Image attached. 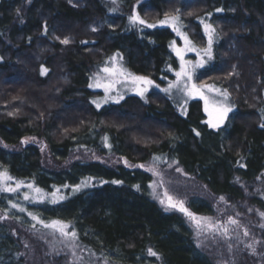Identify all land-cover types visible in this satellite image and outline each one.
<instances>
[{"label":"trees","instance_id":"16d2710c","mask_svg":"<svg viewBox=\"0 0 264 264\" xmlns=\"http://www.w3.org/2000/svg\"><path fill=\"white\" fill-rule=\"evenodd\" d=\"M171 1L179 0H0V172L12 178L0 187L40 189V203L30 207L34 227L68 225L75 245L105 264H214L186 218L155 199L147 165L174 164L185 174L196 215L215 214L197 192L264 213V0H182L183 10L169 13ZM135 9L146 23L131 22ZM166 16L178 17L190 36L193 30L201 49L211 25L214 55L195 79L228 93L232 108L222 127L206 123L200 99L183 110L162 89L95 106L102 92L89 87L90 76L109 57L160 86L174 78L175 35L148 26ZM44 151L56 163L91 151L132 166L75 160L48 168ZM17 198L0 191V202L16 205ZM8 220L32 228L0 206V264H26L12 231L18 226Z\"/></svg>","mask_w":264,"mask_h":264},{"label":"rangeland","instance_id":"374dc122","mask_svg":"<svg viewBox=\"0 0 264 264\" xmlns=\"http://www.w3.org/2000/svg\"><path fill=\"white\" fill-rule=\"evenodd\" d=\"M181 2L183 1H171L167 5L166 10L169 13L180 11V8H182L181 6H179L181 5ZM194 6L195 5H191V3L184 4V8H187L191 11L197 9V7ZM134 15L139 16L136 9L133 16ZM154 16L156 17L155 14ZM154 16L152 15L151 17L154 18ZM140 19L142 20L141 17ZM163 20H165V18L160 21ZM160 21L152 23L150 25H155V27H168L173 31L175 35V39L173 40L174 43H172L170 47L172 54L175 56L178 62L177 69H175L173 72L174 78L170 80L167 85L160 86L148 77H144L148 80H151L152 84L137 85L131 81L130 76H142L132 74L125 67V65L121 63L118 55L109 57L107 59V62H105L106 64L99 67L96 72L90 76L89 85H93V87L90 88L102 92V95L95 99V106L97 107V104H99V107L97 108H100L109 104H117L122 101L127 95H137L145 98L147 93L152 89H162L163 91L164 89H169V91H167L166 93H168V95L176 103H178L179 108H182L184 110L187 106L186 104L189 101L200 98L199 96L189 97L188 95H186L183 91L184 80L178 82L176 73L181 71V60L173 49L174 47L179 49L190 47L195 50L184 51V61H191L192 65H195L201 59L203 60V66L195 67L192 69V80L190 83L195 84L197 87L203 86L202 91L204 95L208 96L211 99H215L216 101L226 103L232 108V104L228 98V93L225 90L220 89L214 84L204 83V81L198 82L195 79V75L197 74V72L208 66L209 61L211 60L208 58V56L204 55V51L209 47V39L206 48L201 49L197 44L193 42L191 38V36L193 35V30H191L190 36L186 32H183L181 27L179 26L180 32L183 33V35L186 36L187 40L190 42L188 45H186L185 40L182 36L177 35V33L170 25L161 24ZM213 44L214 42L211 43V58H213L214 55ZM106 67L123 71L124 75H119V72H117L115 75H109V73L103 71V69ZM224 74L228 73L223 72V75ZM97 80H99L101 84H112V87L107 94L105 93L104 87L95 86ZM170 84H176V87L169 88ZM137 87H146L147 90L143 92V95H140L137 92ZM209 88H211L212 91H209ZM225 92L227 93L226 101L223 95V93ZM106 95L108 98L105 102ZM200 100L203 102L205 110L204 100ZM229 113L230 112L227 113V117ZM206 116L208 121L209 116L207 113ZM227 117L224 122L219 125V127H222L226 123ZM28 142H30L29 139H24L23 145ZM42 160L44 165L48 168L65 167L75 160H92L100 161L110 165L121 164L125 166H132L126 160L117 156L100 155L91 151H75L70 155L67 161L62 163H56L50 157V155L46 151H44ZM146 169H148L154 177L152 191L155 199L164 209L178 211L186 218L187 222L193 229L196 245L211 257L214 264H264V217H262V215H254L249 212L247 208H245V206L242 205L236 210L232 206V204L228 203L224 198L209 197L204 192L197 193L198 195H202L203 193V196L205 198H209L210 202L214 205L215 214L212 216L196 215L189 210V207L187 205V200L189 199V197L194 192H196L194 190L195 187H193V184L190 181L186 180L187 177L180 169L176 168L174 164H169L166 167L147 165ZM14 193L18 197V201L16 202L15 207H13L12 204H7L5 201L0 202V206L7 214H12L16 219L20 221L29 222V226L32 227L30 229L28 228L27 230L17 225L14 221L8 220L7 223L10 228L15 227L13 225L18 226L12 228V231L17 235L21 243V255L26 264H105V262H102L97 258L92 259V255L86 253V251H84L81 247L75 245L74 241V246L69 245L68 238L62 237L60 233L58 231H55L53 228L45 226V228H35V222L33 221V223L29 219L33 216V214H31L32 209H30V207L40 203L41 196L33 192L29 188L23 186H19L17 190L14 191ZM25 196H27L28 199H25ZM169 196L172 197L174 202H182L184 208H186L188 212L192 213L193 216L197 217L198 220H201L202 224L198 226L195 221H193L184 212H181L178 208H170L167 201V197ZM161 201H164V203H161ZM21 208L24 209V211H20ZM230 219L237 221V223H229ZM203 221L209 222L211 225H213V227L208 228L204 226ZM225 228H227L228 230L227 236L224 235ZM245 231L248 232L247 236L244 235ZM248 245H252V247H248Z\"/></svg>","mask_w":264,"mask_h":264},{"label":"snow or ice","instance_id":"6c2138e0","mask_svg":"<svg viewBox=\"0 0 264 264\" xmlns=\"http://www.w3.org/2000/svg\"><path fill=\"white\" fill-rule=\"evenodd\" d=\"M113 2H115V0H113ZM130 20L132 23H140V24H144L146 23L144 20H141L139 16L134 15L132 17H130ZM161 24H167L170 25L173 30L177 33V35H180L184 38L185 40V44L188 45L190 42L187 40V37L183 35V33L180 32L179 27L177 26L178 24V17L176 16H166L165 20L160 21ZM149 27H155V25H148ZM93 31H95V29H93ZM205 31L208 34V39H209V47L208 49H206L204 51V55L208 56L209 59H211V43H212V32L213 29L211 27V25H205ZM62 43L67 44L68 40L65 39L62 41ZM174 43V42H173ZM177 56L180 58L181 60V71L176 73L177 75V80L178 82L181 80H184V85H183V91L185 92L186 95H188L189 97H195V96H199L200 99L204 100V104H205V112L208 114L209 116V120L206 121V123H208V125L212 128H217L219 127V125H221L224 120L227 117V113L231 111V107L228 106L226 103H222L219 101H216L215 99H211L208 96L204 95L203 91H202V87H197L195 84H191V80H192V69L195 67H201L203 66V60L201 59L200 61H198L195 65H192L191 61H184L183 58V52L184 51H194L195 49L190 48V47H186L185 49H179V48H175L173 49ZM46 69H42V73L45 72ZM104 72L109 73V75H115L117 72H119V75H124L123 71L114 69V68H104L103 69ZM130 76V74H129ZM131 81L134 84H143V85H151L152 81L148 80L147 78L144 77H135V76H130ZM96 87H104L105 93L107 94L111 87L112 84H101L99 82V80H97ZM89 87H93L92 84L89 85ZM172 87H176V84H170L169 88ZM147 88H139L137 87V92L140 95H143V92L146 91ZM165 92L169 91V89H164ZM209 91H212L211 88H209ZM225 101L227 100V93H223ZM107 95L105 97V102L107 100ZM122 98V97H121ZM118 102V101H117ZM97 107H99V104H97ZM262 127H264V125H262ZM197 135H199V133H197ZM12 178L10 176H8L7 172H3L0 173V183H5L8 180H11ZM113 183H118V181H113ZM89 181L86 180L84 182H82L81 186H88ZM20 185H17V188ZM81 186H77L76 189H74V191H78L79 187ZM31 187V186H29ZM0 191H16V189L14 188H8V187H0ZM35 191L37 193L40 192V189H35ZM58 191V190H57ZM53 197L56 198V193H53ZM59 199H64L63 196L58 197ZM25 199H28L27 196H25ZM167 201H168V206L170 208H178L181 212H184L186 215H188L193 221H195L197 223L198 226H200L202 224L201 220H198L197 217L193 216L192 213L188 212V210L186 208H184L183 203L182 202H174L172 197H167ZM55 202V201H54ZM161 203H164V201H161ZM13 207H15V205H13ZM20 211H24V209H20ZM262 216H264V213L261 214ZM33 219H36V217H33ZM229 223L231 224H236L237 221L230 219ZM204 226L211 228L213 227V225H211L209 222L207 221H203ZM45 227H50L53 228L55 231H58L60 233V235L62 237L68 238L69 241V245L74 246L73 241L75 240L76 237V233L75 232H71L69 233L67 231L68 225L63 224L62 222L59 221H54L51 224H45ZM228 234V230L227 228L224 229V235L227 236ZM244 235L247 236L248 232L245 231ZM248 247H252V245H248ZM150 256H156L157 254L152 251L151 249H149V253Z\"/></svg>","mask_w":264,"mask_h":264}]
</instances>
